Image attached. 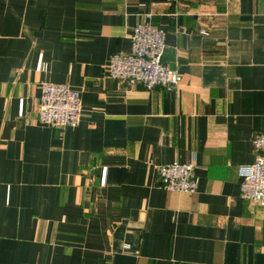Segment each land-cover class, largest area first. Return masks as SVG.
Returning <instances> with one entry per match:
<instances>
[{"label":"crops","instance_id":"0c3cea01","mask_svg":"<svg viewBox=\"0 0 264 264\" xmlns=\"http://www.w3.org/2000/svg\"><path fill=\"white\" fill-rule=\"evenodd\" d=\"M146 13L176 87L108 75ZM43 82L78 126L39 122ZM263 131L264 0H0V264H264L240 174ZM174 161L195 192L163 187Z\"/></svg>","mask_w":264,"mask_h":264},{"label":"built area","instance_id":"2783aa9c","mask_svg":"<svg viewBox=\"0 0 264 264\" xmlns=\"http://www.w3.org/2000/svg\"><path fill=\"white\" fill-rule=\"evenodd\" d=\"M173 2L175 0H166ZM133 27L129 52L113 54L107 64L108 75L121 79L130 85L155 87H176L182 75L170 69L163 62L166 49V30L152 23V14ZM39 122L57 127H76L82 119L80 92L68 84L41 83ZM256 159L250 165L240 167L243 177L242 197L264 206V131L253 139ZM193 163H172L158 165L163 187L170 191L193 193L198 188V178ZM129 249L130 246H126Z\"/></svg>","mask_w":264,"mask_h":264}]
</instances>
